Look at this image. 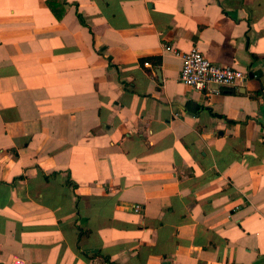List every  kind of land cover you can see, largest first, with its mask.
Here are the masks:
<instances>
[{
  "label": "crops",
  "instance_id": "crops-1",
  "mask_svg": "<svg viewBox=\"0 0 264 264\" xmlns=\"http://www.w3.org/2000/svg\"><path fill=\"white\" fill-rule=\"evenodd\" d=\"M57 1L0 0V264H264V0Z\"/></svg>",
  "mask_w": 264,
  "mask_h": 264
},
{
  "label": "built area",
  "instance_id": "built-area-1",
  "mask_svg": "<svg viewBox=\"0 0 264 264\" xmlns=\"http://www.w3.org/2000/svg\"><path fill=\"white\" fill-rule=\"evenodd\" d=\"M166 51L172 49L165 47ZM183 65L179 80L184 85L206 93H218L221 89H237L245 87L248 75L231 67L218 66L212 63L197 49L193 48L182 55ZM144 65L149 66L148 62ZM135 212L140 211L139 206L134 207ZM13 264H22L15 259Z\"/></svg>",
  "mask_w": 264,
  "mask_h": 264
},
{
  "label": "trees",
  "instance_id": "trees-1",
  "mask_svg": "<svg viewBox=\"0 0 264 264\" xmlns=\"http://www.w3.org/2000/svg\"><path fill=\"white\" fill-rule=\"evenodd\" d=\"M47 5L51 9L52 13L56 18H60L62 13L61 5H59L57 0H47ZM59 8V10H58ZM60 11V12H59Z\"/></svg>",
  "mask_w": 264,
  "mask_h": 264
}]
</instances>
